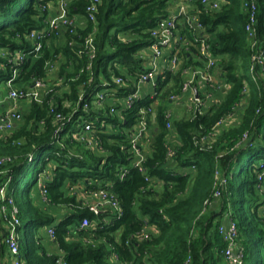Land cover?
<instances>
[{
	"label": "trees",
	"instance_id": "trees-1",
	"mask_svg": "<svg viewBox=\"0 0 264 264\" xmlns=\"http://www.w3.org/2000/svg\"><path fill=\"white\" fill-rule=\"evenodd\" d=\"M177 1L101 0L92 22L84 17L88 0H70V13L84 20L78 34L93 35L95 57L79 54L81 40L67 33L44 39L38 55L28 54L16 86L28 87L33 79H43L53 89L44 98L52 101H19L21 120L7 133L0 132V156L11 158L0 166V187H6L5 215L10 218L15 207L19 220L18 252L12 257L5 243L7 223L0 212V259L5 256L10 264H229L223 256L227 241L218 229L231 218L243 264H264V0H256L255 47L244 31L243 3L251 0H226L218 10L200 15L219 78L227 85L216 93V104L196 114L179 111L182 114L173 117L167 128L168 95L179 91L181 72L159 77L156 95L141 96L132 109L124 111L118 104L132 90L134 76L144 69L137 53L150 45L149 30L169 16ZM56 2L0 0V115L6 103L4 82L11 74L5 55L31 48L28 33L46 27L44 9ZM257 51L262 52L263 62L252 65L251 54ZM184 58L183 66L191 63ZM54 60L59 63L49 73L48 62ZM119 76L125 84L115 83ZM98 92L105 97L94 104ZM155 101L157 130L150 129L142 173L133 166L127 135L140 108ZM84 103L89 104L86 110ZM115 103L122 120L110 112ZM51 107L72 114L60 133L62 147L54 141ZM230 114L233 122L216 130L217 122ZM84 122L91 124L101 149L79 142ZM168 148L173 151L170 158ZM38 158L34 178L28 179ZM124 169L127 172L120 177ZM216 171L225 184L220 197L205 205L213 199ZM39 182L46 189L45 201ZM99 188L116 196L121 215L105 207L97 214L89 210L86 195ZM54 207L66 209L58 221ZM84 218L91 221L90 227H79ZM44 229L47 232L42 234ZM143 229L146 237L140 234Z\"/></svg>",
	"mask_w": 264,
	"mask_h": 264
},
{
	"label": "built area",
	"instance_id": "built-area-1",
	"mask_svg": "<svg viewBox=\"0 0 264 264\" xmlns=\"http://www.w3.org/2000/svg\"><path fill=\"white\" fill-rule=\"evenodd\" d=\"M70 0H57L55 4L49 3L44 9L48 11L46 27L40 31L32 30L28 33L27 39L31 41V48L28 51H15L10 55H5L6 66L11 69L10 77L5 80V87L7 94L5 100L12 104V108L5 111L0 115V132L1 135L7 133L12 129L15 124L21 120V113L17 109L18 101H33L41 103L44 99L51 103L50 99L44 98L53 92L52 88H48L43 79H33L31 85L28 87H18L15 81L19 75V71L27 58L28 54L38 55L43 49V40H48L55 36L61 38L63 34L67 33L70 37L77 36L81 40V46L78 53H86L89 59H93L96 55V48L93 41V35L88 34L82 36L78 34L77 28L79 26L77 19L70 13L69 3ZM226 0H179L171 8V12L167 18L159 20L156 25L149 30L151 43L146 48L140 50L137 53V57L143 61L144 69L137 73L132 79V90L124 94L118 99V104L125 110L133 108L134 103L143 95L147 94L150 98H153L155 88L157 87V79L165 78L166 72L177 73L181 72L184 77L178 92H171L168 95V99L171 102L179 103L181 100L187 101V109L189 112L196 114L201 113L205 108H208L211 104H216L219 98L216 93L220 89L225 90L227 85L217 79L216 73V58L211 51L210 37L205 32V26L200 20L202 12L216 11L219 9L222 3ZM101 0H88L85 9V19L94 22L95 14L98 11V7ZM244 10L247 12V23L244 27V31L247 37L251 40L252 47L257 44L256 41V25H257V3L256 0H251L249 3H243ZM74 41V40H73ZM73 41H69L71 45ZM184 56L191 61L187 66H183ZM263 62L262 52L257 51L251 54L252 65L261 64ZM58 60L54 62H48L49 73H52L58 65ZM90 64L87 69H89ZM219 75V74H218ZM129 80V79H128ZM115 83L118 85L125 84L123 77H116ZM147 88H150L147 90ZM146 89V90H145ZM246 91V89L244 90ZM79 99H82V94H79ZM103 92H98L95 97L94 104H100L104 99ZM83 108L86 110L89 108L88 103H84ZM49 112L53 115L55 121L53 128V137L55 143L62 147V141L60 140V133L64 130L66 124L70 121L72 114H63L51 107ZM112 114H116L120 120L123 119V114L119 113L116 109V103L110 108ZM225 116L223 119L217 122L216 130L222 128L227 122H233L232 116ZM171 110H165L166 127L171 126ZM155 119V111L153 105L141 107L138 111L136 123L129 131L128 144L130 152L133 155V166L137 167L142 173L145 172L144 161L145 154L143 148L148 142V134L150 131V123ZM244 135L243 139H245ZM78 140L87 147H97L101 149V142L95 136L92 126L88 122H84L81 129L78 132ZM173 155V151L168 148L167 156L170 158ZM31 160V156L29 157ZM11 158L9 156H0V166L9 162ZM127 172L124 169L120 173V177H123ZM147 180V177H145ZM215 188L213 191V199L205 201V205L210 204L211 201H216L220 195L225 179L216 171L215 172ZM41 186V193L43 200H46V189L43 182H39ZM5 186L0 187V199L1 208L0 212L3 214L8 228L9 235L5 238V243L8 248V252L12 257L17 255V235L15 229L19 224L17 218V209L13 207L10 218L5 215L6 202ZM264 194V189L262 190ZM87 200L85 205L90 211L97 214L99 209L105 207L117 216L122 214L119 201L116 196L109 190L99 188L96 190H90L87 193ZM11 203V201H9ZM227 225L219 226V233L225 241L227 246L223 250L224 259L229 264H243L242 261V249L236 244L237 229L231 218L227 220ZM92 225L91 221L84 218L81 220L80 228H87ZM48 233L53 235V229L49 228ZM18 234V233H17ZM143 237H146L147 232L140 233ZM190 258L188 257L187 261ZM13 264H18V261H14Z\"/></svg>",
	"mask_w": 264,
	"mask_h": 264
},
{
	"label": "crops",
	"instance_id": "crops-1",
	"mask_svg": "<svg viewBox=\"0 0 264 264\" xmlns=\"http://www.w3.org/2000/svg\"><path fill=\"white\" fill-rule=\"evenodd\" d=\"M173 7H174V5L172 6V8H173ZM73 16L76 17L79 26H82V25L84 24V20H83V18L81 19L78 15H73ZM48 77H51V76H48ZM216 77H217V79L220 80L219 75H218L217 73H216ZM50 79H51V78H49V80H50ZM54 79H55V78H54ZM149 89H150V88H147V90H149ZM145 90H146V89H145ZM220 90L223 91V89H220ZM220 90H219V91H220ZM168 100H169V99H168ZM18 102H19V101H18ZM156 104H157L156 101H155L154 103H152V105H153V110H155V105H156ZM18 105H19V103H17V109H18ZM169 105H170V107L168 108V110H171V112H172V117H171V119H172L173 117H179V114L181 115L182 112H184V111H185L187 114L189 113V109H187V106H186V105H188L186 100H181L179 103H174V102L169 101ZM10 108H12V104L6 100L5 105H3V111H2V113H4L5 111L9 110ZM179 111H182V112H179ZM153 123H154V121L150 123V129H151V127H152V130H153V131H156V128L153 127ZM150 138H151V133H150V131H149V134H148V142L145 144V147L143 148V151L146 150V148H147V146H148V143L150 142ZM40 177L43 179V178H44V175L41 174ZM52 209H54V212H52V213L54 214V216H55V218H56L57 221H58L59 219H61L62 215L65 214V211H66L65 208H60V207H57V208L54 207V208H52ZM46 232H47L46 229H44L41 233H42V234H45ZM47 239H48V238H47ZM47 239H45V243L49 245V248H50L53 252L56 251V246H55L54 244H52V243H49ZM0 263H1V264H10L9 261H8V259L5 258V256H3L2 259H0Z\"/></svg>",
	"mask_w": 264,
	"mask_h": 264
},
{
	"label": "rangeland",
	"instance_id": "rangeland-1",
	"mask_svg": "<svg viewBox=\"0 0 264 264\" xmlns=\"http://www.w3.org/2000/svg\"><path fill=\"white\" fill-rule=\"evenodd\" d=\"M55 77H52L49 82L53 81ZM39 160V158L37 160H34L33 163H32V167L29 169V173L27 175V178L28 179H33L34 178V175H35V163ZM260 257V253L257 251V254H256V258L257 260L259 259Z\"/></svg>",
	"mask_w": 264,
	"mask_h": 264
},
{
	"label": "water",
	"instance_id": "water-1",
	"mask_svg": "<svg viewBox=\"0 0 264 264\" xmlns=\"http://www.w3.org/2000/svg\"><path fill=\"white\" fill-rule=\"evenodd\" d=\"M157 130V129H156Z\"/></svg>",
	"mask_w": 264,
	"mask_h": 264
}]
</instances>
